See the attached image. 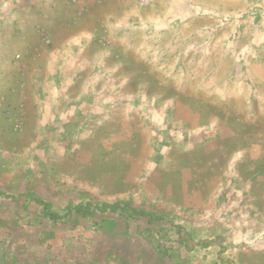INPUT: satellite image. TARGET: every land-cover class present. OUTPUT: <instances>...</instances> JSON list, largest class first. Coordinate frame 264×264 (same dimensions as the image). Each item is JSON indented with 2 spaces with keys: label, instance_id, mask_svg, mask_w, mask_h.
<instances>
[{
  "label": "rangeland",
  "instance_id": "obj_1",
  "mask_svg": "<svg viewBox=\"0 0 264 264\" xmlns=\"http://www.w3.org/2000/svg\"><path fill=\"white\" fill-rule=\"evenodd\" d=\"M0 264H264V0H0Z\"/></svg>",
  "mask_w": 264,
  "mask_h": 264
}]
</instances>
